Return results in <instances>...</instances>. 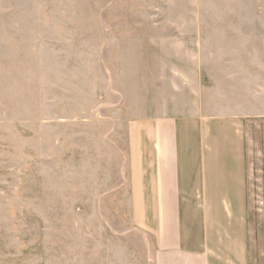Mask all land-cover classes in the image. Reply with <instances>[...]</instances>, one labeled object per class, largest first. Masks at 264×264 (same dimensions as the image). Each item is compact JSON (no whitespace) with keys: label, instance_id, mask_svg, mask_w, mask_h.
Returning <instances> with one entry per match:
<instances>
[{"label":"rangeland","instance_id":"1","mask_svg":"<svg viewBox=\"0 0 264 264\" xmlns=\"http://www.w3.org/2000/svg\"><path fill=\"white\" fill-rule=\"evenodd\" d=\"M166 18H246L247 258L264 264V0H0V264L146 263L118 136L130 102L109 88L145 83L134 39Z\"/></svg>","mask_w":264,"mask_h":264},{"label":"crops","instance_id":"2","mask_svg":"<svg viewBox=\"0 0 264 264\" xmlns=\"http://www.w3.org/2000/svg\"><path fill=\"white\" fill-rule=\"evenodd\" d=\"M146 25L134 39L139 62L142 53L148 58L145 83L131 86L130 97L118 82L109 88L121 98L124 90V104L130 102L118 136L128 165L129 221L146 238L145 264H248L246 18ZM131 58L116 62V75L118 66L130 74Z\"/></svg>","mask_w":264,"mask_h":264}]
</instances>
